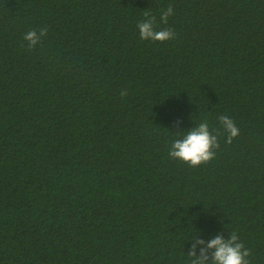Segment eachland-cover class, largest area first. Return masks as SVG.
I'll return each mask as SVG.
<instances>
[{
	"label": "trees",
	"instance_id": "obj_1",
	"mask_svg": "<svg viewBox=\"0 0 264 264\" xmlns=\"http://www.w3.org/2000/svg\"><path fill=\"white\" fill-rule=\"evenodd\" d=\"M220 115L214 161L168 156ZM233 231L264 264V0H0V264H190Z\"/></svg>",
	"mask_w": 264,
	"mask_h": 264
},
{
	"label": "clouds",
	"instance_id": "obj_2",
	"mask_svg": "<svg viewBox=\"0 0 264 264\" xmlns=\"http://www.w3.org/2000/svg\"><path fill=\"white\" fill-rule=\"evenodd\" d=\"M173 14L172 5L161 10L159 23L167 25L169 17ZM144 16L145 19L137 24L141 40L165 42L176 38V32L172 28L157 30L156 16L148 12H145ZM47 35V27H43L39 31L32 29L26 32L23 38L27 41V50H34ZM127 95L126 89L121 90V98ZM218 120L220 128L210 127L208 121L203 120L188 130L182 138L174 140L168 156L173 160L187 164L190 168H199L202 165L210 164L216 159L217 152L221 148V137L224 138L225 144L231 145L234 139L240 135V129L231 117L220 115ZM179 123L177 121V124ZM190 240L192 244L187 253L190 264H252L251 250L240 242V237L234 231L228 239L219 234L207 242L198 238V235L191 236Z\"/></svg>",
	"mask_w": 264,
	"mask_h": 264
}]
</instances>
